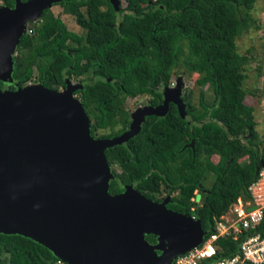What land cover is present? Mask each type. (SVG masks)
Wrapping results in <instances>:
<instances>
[{
  "label": "trees",
  "instance_id": "16d2710c",
  "mask_svg": "<svg viewBox=\"0 0 264 264\" xmlns=\"http://www.w3.org/2000/svg\"><path fill=\"white\" fill-rule=\"evenodd\" d=\"M122 1L124 6L117 10L108 0L54 3L73 17L82 35L68 30L49 7L43 8L26 24L15 46L10 74L14 83L6 87L0 81V90L22 87L33 76L43 87L62 89L65 79L85 75L75 91L89 119L90 134L114 137L129 121L124 95H147L148 102L156 104L159 88L168 85L175 67L200 74L195 80L200 87L197 105L189 92L183 98L185 119L173 105L163 116L146 115L134 136L106 148L104 155L112 174L110 194L129 184L151 199L160 184L178 189L179 201L165 206L199 219L208 235L214 219L237 197L248 198L247 186L264 170V139L254 128L253 108L243 101L241 63L230 58L231 38L248 23L256 0ZM0 3L12 7L14 0ZM203 86L212 92L210 103L204 101ZM101 129L109 131L96 134ZM208 174L211 180L204 186ZM195 193H200L198 202L191 199ZM249 233L242 231L235 240L218 238L215 254L207 261L234 254ZM144 237L156 242L152 234ZM56 260L27 237L0 233V264Z\"/></svg>",
  "mask_w": 264,
  "mask_h": 264
},
{
  "label": "water",
  "instance_id": "95a60500",
  "mask_svg": "<svg viewBox=\"0 0 264 264\" xmlns=\"http://www.w3.org/2000/svg\"><path fill=\"white\" fill-rule=\"evenodd\" d=\"M59 1L0 5V81L12 82L11 58L25 25ZM108 1L117 10L121 0ZM80 87L65 79L62 89L33 84L0 90V233L27 237L65 264H171L202 240L206 231L199 219L131 184L110 194L104 150L134 136L144 116L163 114L170 92L178 104V88L163 92L161 106L135 110L119 135L94 137L72 96ZM199 198L195 193L193 200ZM145 234L156 242L149 243Z\"/></svg>",
  "mask_w": 264,
  "mask_h": 264
},
{
  "label": "rangeland",
  "instance_id": "374dc122",
  "mask_svg": "<svg viewBox=\"0 0 264 264\" xmlns=\"http://www.w3.org/2000/svg\"><path fill=\"white\" fill-rule=\"evenodd\" d=\"M119 6H124L122 0L119 2ZM49 9L53 15L61 19L68 30L79 35L83 34V31L74 22L73 17L63 13L60 6L51 5ZM248 17L249 20L246 26L242 27L239 32L231 38L233 55H230V58L234 59V63H241L239 67L240 73L243 75L241 87L245 93L243 101L253 108L254 128L258 133V137L264 139V0H256L254 2L252 9L248 12ZM226 51H231V48L227 47ZM199 76L200 74L197 72H189L186 71L183 66H177L172 71L170 84L162 88L163 92L173 91V89L178 88L177 93L180 98L184 97L189 92L191 101L196 106L200 87L195 83V80L198 79ZM83 78H85V75L81 78H70L68 82L71 86H76L79 84V79ZM33 84H38L34 76L25 83V85ZM201 89L204 91V101L210 103L212 101L211 90L207 88V86H203ZM171 94L170 92L169 95H167V99L170 100L172 98ZM72 96L78 100L75 90L72 92ZM146 100V95H139L136 97L123 96L124 108L129 113L130 118L135 110L146 106ZM108 131V129H101L97 130L96 134H102ZM210 159L215 162L217 156L213 155ZM243 159L244 158L240 159V161ZM113 168L118 169V167L114 165ZM210 180L211 176L208 174L206 178H204V186H207ZM150 194L153 199L162 198L160 201L162 202L166 200L165 198L174 194V192L165 185L160 184L158 190Z\"/></svg>",
  "mask_w": 264,
  "mask_h": 264
},
{
  "label": "built area",
  "instance_id": "2783aa9c",
  "mask_svg": "<svg viewBox=\"0 0 264 264\" xmlns=\"http://www.w3.org/2000/svg\"><path fill=\"white\" fill-rule=\"evenodd\" d=\"M247 193L248 198L237 197L223 214L214 219L213 229L202 237L200 243L177 254L171 264H264V230L258 229L264 219L263 169L247 186ZM242 231L250 233L238 242L234 254L207 261L215 254L214 242L218 238L230 236L235 240ZM62 263V260L57 259L55 264Z\"/></svg>",
  "mask_w": 264,
  "mask_h": 264
},
{
  "label": "flooded vegetation",
  "instance_id": "af4514ba",
  "mask_svg": "<svg viewBox=\"0 0 264 264\" xmlns=\"http://www.w3.org/2000/svg\"><path fill=\"white\" fill-rule=\"evenodd\" d=\"M171 76H172V74H171ZM171 76H170V78H171ZM170 78H169V83H168V85L170 84ZM14 82L12 81V82H10V83H7V84H5V86L6 87H8L10 84H13ZM167 85V86H168ZM164 87H166V86H161L160 88H159V91H160V99H159V101L156 103V104H150L149 102H148V96H147V100H146V106H151V107H156V106H161L162 105V103H163V89L162 88H164ZM5 88H3L2 90H4ZM185 97V96H184ZM184 97H181V101L180 102H178V104L179 105H181L182 106V109H179L178 108V104H177V102H173L172 100H169L167 103H166V105H165V109H164V112H163V114H161V115H155V116H163V115H165L166 113H167V111L168 110H170V107H171V105H173L174 107H175V110H176V113L178 114V115H180V117L182 118V119H185V102L183 101V98ZM128 115H129V113H128ZM130 120H131V118H130V115H129V121H128V123H127V125H126V128L124 129V130H126L127 128H128V125H129V122H130ZM182 148H185V143H183V145L181 146V149ZM132 185V184H131ZM133 186V185H132ZM134 187V186H133ZM166 187H168V186H166ZM135 188V187H134ZM169 188V187H168ZM136 189V188H135ZM170 189V188H169ZM158 190V189H157ZM156 190V191H157ZM171 190L174 192V194H172V195H170L169 197H167V198H165L166 200H165V204H168V203H172L173 201H179L178 199H179V190L178 189H173V188H171ZM155 191V192H156ZM161 199L162 198H157V199H152V200H154V201H161ZM56 263V261L54 262V264ZM63 264V263H62Z\"/></svg>",
  "mask_w": 264,
  "mask_h": 264
}]
</instances>
